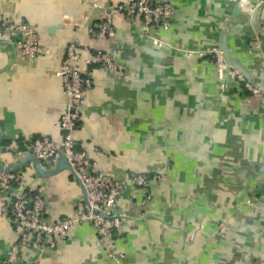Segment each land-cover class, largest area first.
<instances>
[{
  "label": "crops",
  "instance_id": "crops-1",
  "mask_svg": "<svg viewBox=\"0 0 264 264\" xmlns=\"http://www.w3.org/2000/svg\"><path fill=\"white\" fill-rule=\"evenodd\" d=\"M118 1L0 0V21L30 23L54 53L22 59L0 42V164H17L27 154L18 159L15 151L37 136L60 139L66 98L57 71L75 40L84 53H107L116 67L88 66L93 84L74 139L125 186L110 241L117 259L81 223L41 258L23 249L14 264H264V173L257 171L264 160V0H166L167 30L116 14L113 38L92 36L89 27ZM223 35L257 94L209 53ZM22 171L41 187L47 221L70 216L83 197L68 170L39 177L29 162ZM132 173L158 175L149 199L130 182ZM15 241L0 210V264Z\"/></svg>",
  "mask_w": 264,
  "mask_h": 264
},
{
  "label": "built area",
  "instance_id": "built-area-1",
  "mask_svg": "<svg viewBox=\"0 0 264 264\" xmlns=\"http://www.w3.org/2000/svg\"><path fill=\"white\" fill-rule=\"evenodd\" d=\"M116 14L139 18L146 29L156 27L167 30L172 6L166 0H119L97 25L89 27L91 35L113 38L116 33ZM74 26L81 27L82 24L75 23ZM0 42L10 43L16 55L22 59L54 55L49 47L40 42L36 28L25 21L3 18L0 21ZM209 53L214 55L218 68L224 70L225 63L218 47H212ZM60 59L57 76L66 98L59 118L61 137L55 141L45 135L37 136L26 149H17L15 155L18 159L26 154L33 155L44 169L53 168L57 158L65 156L86 191L87 204L79 199L70 216L55 222L47 221L46 200L41 187H33L29 175L22 170L0 172V210L8 217L16 235V241L11 245L5 260L7 264L17 263L23 249L34 251L41 258L46 250L53 249L68 236L74 226L81 223L91 224L98 245L109 258L117 259L110 241L114 229L120 225L121 215L115 211V205L125 186L111 173L98 169L97 162L85 150L78 149L74 139L85 95L93 84L88 66L99 64L114 69L116 65L110 55L100 50L91 54L84 53L75 40L68 43ZM236 77L248 91L253 94L259 92L241 74L236 72ZM95 155L104 157L105 154L95 150ZM158 179V175L150 178L146 173H132L130 176L132 185L147 192L146 199L150 198L149 189ZM247 203L251 202L247 200Z\"/></svg>",
  "mask_w": 264,
  "mask_h": 264
},
{
  "label": "water",
  "instance_id": "water-1",
  "mask_svg": "<svg viewBox=\"0 0 264 264\" xmlns=\"http://www.w3.org/2000/svg\"><path fill=\"white\" fill-rule=\"evenodd\" d=\"M217 47L221 51V54H222V57H223V60H224V63H225L224 71L226 73H228L230 70H234L235 72L241 74L248 82H250L252 84L250 76L230 56V54L228 52V49L226 47L225 36L224 35L221 37L220 41L217 43ZM148 53L157 54L158 52L155 53V52L149 51ZM1 139H2V129L0 128V143H1ZM29 162L32 164L34 171L38 174L39 177H49V176L54 175V174H56V173H58L59 171H62V170L70 171V173L77 180V182H78V184H79V186H80V188L82 190V193H83L82 200H83V202L85 204H87L86 191H85L82 183L78 179L74 169L68 163V161H67L65 156H60L59 158H57V160L55 162V166L53 168L43 170L41 164L37 161V159L33 155L27 154L17 164H9V165H6V166H2L0 164V172L11 173V172L20 171ZM257 171L264 173V160L258 166ZM152 174L153 173H146V175H152Z\"/></svg>",
  "mask_w": 264,
  "mask_h": 264
},
{
  "label": "trees",
  "instance_id": "trees-1",
  "mask_svg": "<svg viewBox=\"0 0 264 264\" xmlns=\"http://www.w3.org/2000/svg\"><path fill=\"white\" fill-rule=\"evenodd\" d=\"M78 149H80L78 146H77Z\"/></svg>",
  "mask_w": 264,
  "mask_h": 264
}]
</instances>
